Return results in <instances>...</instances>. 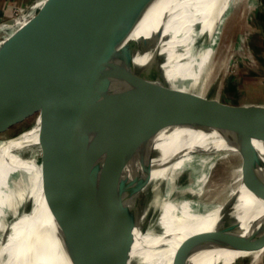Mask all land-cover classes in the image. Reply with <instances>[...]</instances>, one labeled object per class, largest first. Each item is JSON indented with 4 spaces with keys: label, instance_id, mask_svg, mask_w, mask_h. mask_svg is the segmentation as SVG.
Masks as SVG:
<instances>
[{
    "label": "water",
    "instance_id": "95a60500",
    "mask_svg": "<svg viewBox=\"0 0 264 264\" xmlns=\"http://www.w3.org/2000/svg\"><path fill=\"white\" fill-rule=\"evenodd\" d=\"M163 1L55 0L0 58V111L6 108L10 123L33 100L25 94L29 88L51 72L72 67L85 135L79 165L87 186L83 192L73 189L63 180L68 170L42 179L52 217L48 234L67 264H129L136 230L159 232L150 223L165 184L149 185V178L164 128L209 129L199 122L222 118L235 126L232 145L238 146L250 135L244 124L264 114V104H228L206 96L195 105L196 93L169 83L158 65L165 15L156 31L134 36ZM145 54L147 60L139 62ZM52 156H42L44 173L65 163L63 154L57 161ZM174 159L172 155L168 161ZM256 165L251 169L255 183L260 174ZM77 175H82L80 169ZM262 245L264 211L245 230L185 238L173 264H203L221 249Z\"/></svg>",
    "mask_w": 264,
    "mask_h": 264
},
{
    "label": "bare ground",
    "instance_id": "6f19581e",
    "mask_svg": "<svg viewBox=\"0 0 264 264\" xmlns=\"http://www.w3.org/2000/svg\"><path fill=\"white\" fill-rule=\"evenodd\" d=\"M54 1L37 0L0 25V58L24 39ZM243 2L245 0H164L149 13L134 36H148L156 31L165 15V36L158 65L170 84L196 93L194 104L200 105L205 96L202 79L205 77L206 85L215 64L209 54L204 71L198 70L199 30L209 36V40L203 42L204 53H207L217 45L232 9ZM247 2L249 6L255 5V0ZM38 7L40 14L36 12ZM147 57L145 54L138 60L146 61ZM193 77L196 80L191 81ZM25 94L33 96V100L21 113L14 114L12 123L4 116L6 108L0 111V125L4 126L0 129V264H67L57 243L48 234L52 217L42 190V179L43 175L55 179L60 172L68 170L63 180L69 181L73 189L83 192L87 186L83 166L79 165L85 135L72 67L67 65L45 75ZM33 116L32 126L15 132ZM250 122L244 124L250 135L238 146L232 145L235 126L222 118L199 122L208 124L209 129H163L149 178V185L160 181L165 184L159 188L163 195L156 202L158 212L150 223L159 232L136 230L129 264H173L185 238L245 230L263 213L264 114L253 116ZM50 153L54 161L63 154L65 163L54 172L44 173L42 161L36 158ZM172 155L175 159L170 162L168 158ZM239 155L241 165L236 170L216 177L219 165ZM255 165L260 170L256 183L251 179ZM79 169L82 175L78 177ZM185 170L190 179L187 191L204 198L170 200L173 186ZM214 195L222 197V201L208 203ZM263 253L264 245L249 250L221 249L210 254L203 264H258ZM239 257L241 259L235 261Z\"/></svg>",
    "mask_w": 264,
    "mask_h": 264
},
{
    "label": "rangeland",
    "instance_id": "374dc122",
    "mask_svg": "<svg viewBox=\"0 0 264 264\" xmlns=\"http://www.w3.org/2000/svg\"><path fill=\"white\" fill-rule=\"evenodd\" d=\"M35 1L37 0H0V25L22 13ZM249 7L251 8L249 9ZM39 11L40 8L38 7L36 12ZM199 33L197 55L199 72L202 73V70L204 71L207 66L210 60L209 54L213 57L214 61H212L215 64L214 73L211 74L212 78L211 76L208 78L206 85H204L205 77L202 79L201 86L205 87L203 94L209 99H220V102L223 103L230 102V104L237 105L264 104V0H255L254 6H249L247 0H245L242 4L240 3L234 7L222 28L217 45L211 47L207 53H204L206 47L203 42H207L209 36H205L202 29L199 30ZM193 80H196V78L193 77L191 81ZM174 114L176 112H173ZM31 118L15 132H20L26 127L32 126L34 116ZM195 153L201 154L200 151ZM36 160L42 161V157L38 156ZM240 165V155L233 157L230 162L217 167L216 177H221L228 170L234 171ZM181 173L173 186L170 200L192 197L194 201H198V198H204L205 196H202V198L196 197L187 191V184L190 180L188 171L185 170ZM25 176L23 174L22 177ZM207 201L208 203L218 204L222 201V197L214 195ZM258 264H264V253Z\"/></svg>",
    "mask_w": 264,
    "mask_h": 264
}]
</instances>
